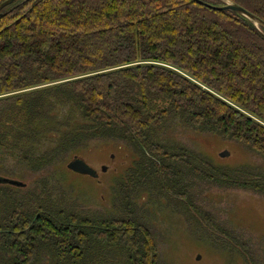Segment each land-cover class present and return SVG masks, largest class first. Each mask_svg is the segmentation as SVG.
<instances>
[{
  "label": "trees",
  "instance_id": "obj_1",
  "mask_svg": "<svg viewBox=\"0 0 264 264\" xmlns=\"http://www.w3.org/2000/svg\"><path fill=\"white\" fill-rule=\"evenodd\" d=\"M202 1L264 21V0ZM174 123L264 159V28L195 0H22L5 8L0 173L8 160L36 173L69 160L75 172L69 165L95 142L125 146L135 160L115 196L120 210L106 215L54 200L57 171L32 191L0 184V264H161L138 211L143 192L185 213L192 207L204 232L213 221L193 201L198 180L264 196L263 173L232 177L166 142L161 135Z\"/></svg>",
  "mask_w": 264,
  "mask_h": 264
},
{
  "label": "rangeland",
  "instance_id": "obj_2",
  "mask_svg": "<svg viewBox=\"0 0 264 264\" xmlns=\"http://www.w3.org/2000/svg\"><path fill=\"white\" fill-rule=\"evenodd\" d=\"M161 136L166 142L184 146L202 158H210L216 165L229 168L228 174L232 177L254 179L257 174H264L261 156L218 134L199 133L174 123ZM222 152H228V156L221 157ZM78 157L96 172V177L70 171L69 160L39 173L8 160L1 164L5 173H0V177L24 182L32 191L35 181L57 171L59 180H56L58 188L53 193L56 194L54 200L62 202L65 208L91 216L106 215L107 210L119 211L116 206L121 201L115 196L123 178L127 180V170L133 166L135 155L131 149L95 142ZM104 166L106 172L102 171ZM197 183L193 201L201 207L200 212L208 214L213 221L211 224L204 222L207 232L191 220L190 215H196L192 207L185 213L176 202L155 197L150 192H143L139 199L136 196L141 218L154 235L160 263L264 264V196L209 181L198 180ZM233 246L238 248L239 254L232 251Z\"/></svg>",
  "mask_w": 264,
  "mask_h": 264
},
{
  "label": "water",
  "instance_id": "obj_3",
  "mask_svg": "<svg viewBox=\"0 0 264 264\" xmlns=\"http://www.w3.org/2000/svg\"><path fill=\"white\" fill-rule=\"evenodd\" d=\"M22 0H6L4 2H2L0 4V13L7 8L8 6H11L12 4L19 2ZM205 6L211 7L215 10H219V11H226V10H231V11H235L239 14H242L243 16L247 17L248 19H250L251 21L255 22V24L257 26H261L262 28H264V21H262L261 19H259L258 17L254 16L253 14H251L250 12H248L246 9L240 7V6H236L230 3H227L226 5L223 6H214L211 4H208L206 2H203L202 0H195ZM221 157H227L228 156V152H222L220 154ZM69 167L74 170L75 172H78L80 174L83 175H88V176H92V177H96L97 174L96 172L90 168L83 160L81 159H75L70 165ZM102 171L106 172L107 171V167L104 166L102 167ZM0 184H4V185H10V186H14V187H18L21 188L24 186V184L20 181L17 180H13V179H9V178H3L0 177Z\"/></svg>",
  "mask_w": 264,
  "mask_h": 264
}]
</instances>
